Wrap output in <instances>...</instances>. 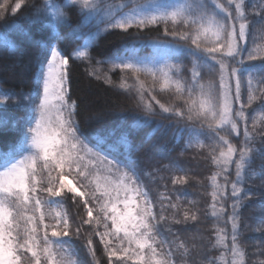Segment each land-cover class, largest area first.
Returning <instances> with one entry per match:
<instances>
[{
    "label": "snow or ice",
    "instance_id": "1",
    "mask_svg": "<svg viewBox=\"0 0 264 264\" xmlns=\"http://www.w3.org/2000/svg\"><path fill=\"white\" fill-rule=\"evenodd\" d=\"M24 3L0 0V21ZM33 8L27 18L50 27L52 35L36 41L29 91L0 93V108L23 109L10 124L16 142L0 150V264H176L178 254L183 264H197L179 230L173 231L200 220L194 201L187 202L192 208L184 205L189 170L175 158L154 169L173 173L159 177L172 186L167 191L164 185L159 203L141 180V157L159 163L150 144L157 132L169 134L183 151L207 150L214 170L197 183L210 189L211 217L231 224L230 244L219 227L208 238L224 250L219 260L264 264L249 260L241 244V210L253 199L264 233V0H42ZM61 24L83 40L70 55L57 43ZM153 29L155 36L145 35ZM117 30L124 34L121 47L94 58L97 39ZM0 46L15 51L7 41ZM144 46L151 49L146 55ZM70 60L87 62L89 77L127 98L114 109L119 125L85 133L79 100L72 98ZM93 60L108 70L99 75ZM8 125L0 120V130ZM151 125L143 140L131 138L133 130ZM253 176L262 182L258 193L248 184ZM101 248L106 262L97 257ZM204 253L201 264H217ZM252 255L264 256V245Z\"/></svg>",
    "mask_w": 264,
    "mask_h": 264
},
{
    "label": "trees",
    "instance_id": "2",
    "mask_svg": "<svg viewBox=\"0 0 264 264\" xmlns=\"http://www.w3.org/2000/svg\"><path fill=\"white\" fill-rule=\"evenodd\" d=\"M14 2V0H12ZM42 0H25L24 5L15 16H12L10 11L6 20L0 21V41H7L14 46L15 51H9L7 48L0 46V93H20L28 92L32 85V71H34V62L36 54L39 51L36 41L48 42L52 35V29L44 24L30 21V17L34 8L33 5H40ZM13 21L15 23H13ZM72 24H77V17L72 14ZM259 28V26H257ZM58 32L63 38L57 42L59 47L64 50L65 55H70L72 50L83 43L82 39H77L68 35L70 27L66 24L58 26ZM131 31H135L134 29ZM131 31L128 36H131ZM30 34V39L24 33ZM157 29H153L147 36H155ZM121 32L114 31L108 34L101 35L97 39L96 46L91 49V55L94 58H99V54L103 52L105 55L121 47L123 42ZM262 33L257 30V42H261ZM151 51L147 46L141 48V54L146 55ZM93 66L99 69L98 74L103 75L109 68L107 64L96 65L93 60ZM87 62L77 60H70L69 76L71 82L72 98L79 100L80 105V120L85 133L95 132L103 134L107 129L116 127L121 123V116L114 109L125 106L129 101L123 95H119L115 90L107 88L101 81H97L89 77L85 71ZM119 73L113 76V79L118 77ZM247 75V74H246ZM165 99H169L167 95ZM244 101H247V94H244ZM97 113H103V118L99 121L93 120L91 123L87 122L89 116H94ZM23 109L18 106L9 105L5 108H0V120L7 118L9 121L8 127L0 130V150H6L10 145L14 144L17 140V134L11 130L10 124L15 116L22 115ZM131 114H129V121L131 123ZM158 119V118H157ZM251 124V120L249 121ZM155 125L140 127L138 130L131 132V138L134 141H141L152 131ZM127 127V125H125ZM235 142V140H234ZM150 144L152 151L156 153L155 159L159 161L158 164H148L141 157V180L154 201L159 203V196L161 193H166L164 187L168 185L167 191H171L170 179L161 180L159 177L170 176V172H155V168H161L167 165L170 159L175 158L180 166L189 170V174L193 177L192 182L186 188V196L184 197V205L192 208L188 201L195 202V209H198L200 220L198 223H190L188 227L173 226V231L179 230L181 238L186 242L190 249L191 259L201 264V257L205 254L204 249H207V255L215 257L217 264H223L219 260L221 255H226L222 248L212 247L208 242L210 235H213V227L224 229L228 233L226 243L230 244L231 224L223 221L217 222L210 215V208L208 205L211 202L210 196L207 193L209 188L202 186L207 177L211 175L214 167L211 165L210 160L206 159L207 150L199 151L197 149H189L183 151V145H177L172 137L167 133L157 132L152 136ZM260 161L257 160L254 164V169L259 170ZM261 180L257 177H250L248 184L251 190L258 193L261 188ZM173 199L175 197L173 196ZM157 211L159 209L157 208ZM171 215V211L167 213ZM207 214V218H205ZM262 212L259 201L253 199L248 202L247 206L241 210V217L243 224L241 227V244L248 252L249 260L264 259V256H253L252 253L258 251L259 246L264 245V233L260 231V218ZM226 219V218H225ZM171 239V237H168ZM203 247L200 249H193V243L201 244ZM214 243V236L213 241ZM97 257L105 260L102 257V248L97 253ZM85 260H90V257L83 256ZM230 259V257L226 256ZM185 258L179 254L176 257V264H183Z\"/></svg>",
    "mask_w": 264,
    "mask_h": 264
}]
</instances>
